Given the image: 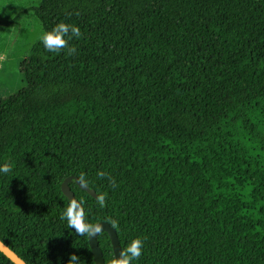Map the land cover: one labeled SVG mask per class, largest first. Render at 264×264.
<instances>
[{"label":"trees","instance_id":"1","mask_svg":"<svg viewBox=\"0 0 264 264\" xmlns=\"http://www.w3.org/2000/svg\"><path fill=\"white\" fill-rule=\"evenodd\" d=\"M29 11L82 37L43 46L0 99V240L26 264H95L61 219L84 173L107 194L70 185L87 221L143 240L132 264H264V0H42L3 23Z\"/></svg>","mask_w":264,"mask_h":264},{"label":"clouds","instance_id":"2","mask_svg":"<svg viewBox=\"0 0 264 264\" xmlns=\"http://www.w3.org/2000/svg\"><path fill=\"white\" fill-rule=\"evenodd\" d=\"M82 37L81 29L73 24H68L63 21L55 25L50 31H44L39 37L40 41L43 43L45 49L49 52L59 53L62 50H66L68 56H72L76 53L77 49L73 46H70V40L72 38L80 39ZM0 59H3L0 57ZM12 171L11 163H4L0 166V173L7 175ZM97 176L99 178L108 177V174L104 171H98ZM110 183L113 186H116V181L114 178L108 177ZM77 182L82 187H87L88 180L84 173H81ZM106 193L98 194L96 196V201L100 207H104L106 203ZM85 201L83 199L77 200L72 198L69 200V203L66 209L61 214V219L67 221V226L71 229H74L76 234L81 236H86L91 239L94 236H97L103 231V225L101 224H92L87 221L86 212L84 209ZM107 223L111 226L112 229H118V221L115 219H109ZM143 249V240L141 238L133 239L125 248L119 253V257L114 256L111 260L106 261V264H132L133 260H138L142 255ZM0 252H3L12 260H16L17 257L11 252V250L0 241ZM80 258L72 253L70 254V259L68 264H76Z\"/></svg>","mask_w":264,"mask_h":264},{"label":"rangeland","instance_id":"3","mask_svg":"<svg viewBox=\"0 0 264 264\" xmlns=\"http://www.w3.org/2000/svg\"><path fill=\"white\" fill-rule=\"evenodd\" d=\"M42 0H0V99L27 87L22 65L43 48L39 37L45 31L33 11L19 25L4 24L23 10L39 7ZM3 23V24H2Z\"/></svg>","mask_w":264,"mask_h":264},{"label":"water","instance_id":"4","mask_svg":"<svg viewBox=\"0 0 264 264\" xmlns=\"http://www.w3.org/2000/svg\"><path fill=\"white\" fill-rule=\"evenodd\" d=\"M77 178L78 177L71 176V177H68L67 179L64 180V182L62 183V192H63V194L69 200L72 199V198L77 199L76 196H75V193L72 191V189L70 187V185L73 182H75L79 186L80 189H82V190L86 191L87 193H89L93 198H96V196H97L96 191L91 189L88 185H87L86 188L82 187L77 182ZM96 224L103 225V231L100 234H98L97 236H94L91 239H89V244H90V247H91V250H92V254H93V258H94L95 264H106V261H105V258H104V254H103V251H102L101 246H100L99 236L103 232H105V233H107L109 235V237L111 239L112 247H113L114 256L119 257V253L122 250V245H121L120 238L118 236V233H117L116 229H112L111 226L107 222H98ZM10 250L17 257L16 260H12V259H10L7 256L12 262H14L15 264H26L22 260V258L19 257V255L16 252H14L12 249H10Z\"/></svg>","mask_w":264,"mask_h":264}]
</instances>
